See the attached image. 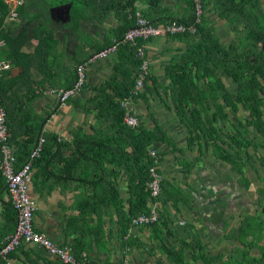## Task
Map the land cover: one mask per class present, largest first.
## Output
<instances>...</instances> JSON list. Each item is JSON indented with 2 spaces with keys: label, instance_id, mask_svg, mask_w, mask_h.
Wrapping results in <instances>:
<instances>
[{
  "label": "crops",
  "instance_id": "crops-1",
  "mask_svg": "<svg viewBox=\"0 0 264 264\" xmlns=\"http://www.w3.org/2000/svg\"><path fill=\"white\" fill-rule=\"evenodd\" d=\"M6 2L8 4L9 0ZM215 2L206 9V25L220 42H237L243 24L232 25L221 15L225 8ZM229 4L234 6L231 1ZM136 6L142 12L148 9L143 2ZM18 8L17 17L6 20L2 27L11 40L9 44L5 39L0 40V59L11 63V69L6 72H10V81L19 79L17 99L23 102L22 112L13 114L15 120L11 128L21 136L35 128L36 135L47 139L45 147L48 149L41 163L34 167L30 183V196L36 203L33 220L36 231L58 245L69 246L73 252L81 249L77 258L84 259L87 264H264L263 137L260 141L250 139L253 144L242 149L225 142L227 132L232 131V117L231 124L219 122L218 151L214 147L215 141L208 142L206 135L192 136L190 120L181 116L175 107L171 80L167 76V67L182 60L187 41L166 36L147 43L150 78L140 96L133 100L134 114L148 129H157L161 136L167 137L153 148L160 156L158 170L167 186L162 188L161 196L156 200L161 205L160 220L155 225L127 229L123 221L124 214L131 210L132 181L125 172L108 170L107 181L103 182L105 187H101L99 181L103 180L96 177L94 171L93 157L97 154L92 150L98 142L95 137H104L110 127L109 115L101 108L104 93L98 88L112 77L119 57L117 53L100 60L90 59L110 45L102 49L98 46L119 40L114 33L121 20L115 13L89 12V19L82 25V36L80 28L74 30L69 26L71 20L57 19L56 11H53L49 22L45 20L43 27L33 31L39 26L38 20L30 22L27 17L23 21ZM162 8L167 11L164 14L167 17L188 19L190 15L182 0H163L158 14ZM59 11L64 12V9ZM29 13L36 14L33 10ZM99 17L102 19H97ZM45 29L53 30L54 40L58 41L56 49L47 46L46 51V46L40 43L46 36ZM13 51L19 53L14 60L9 58ZM48 54H51L48 60L52 61L53 57L55 60L51 71H47L49 66L44 63ZM80 64L87 65L83 89L69 103L58 105V99L48 94L49 89L71 85L74 82L71 74ZM76 74L78 80V72ZM222 79L228 94L237 99L238 91L232 80ZM25 98L34 100L29 104L23 101ZM210 105L208 115L216 111V105L213 102ZM247 113H241V119ZM187 114L191 117L189 112ZM34 122L40 127L33 125ZM253 128L246 131L250 138ZM193 138H196L194 143ZM85 145L86 151L79 159L80 147ZM222 149L230 151V162L222 159ZM12 151L13 155L14 152L21 153L14 145ZM251 154L257 167L248 162L242 174L234 165L236 161L244 162ZM222 173H226L224 178ZM4 178L0 168L1 237L13 233L17 224L16 216L10 217V199ZM238 181L245 190L240 189ZM260 182L263 185L259 186ZM254 183L257 186L254 187ZM219 187L228 191V196L213 199L215 195L211 190L216 191ZM113 192H117L122 200L121 207L112 203ZM230 199L234 203L230 219L220 221V205L224 206ZM9 259L10 264H63L41 246L26 243H22ZM0 264L7 262L2 259Z\"/></svg>",
  "mask_w": 264,
  "mask_h": 264
},
{
  "label": "trees",
  "instance_id": "trees-1",
  "mask_svg": "<svg viewBox=\"0 0 264 264\" xmlns=\"http://www.w3.org/2000/svg\"><path fill=\"white\" fill-rule=\"evenodd\" d=\"M182 1L190 10V15L187 16L188 19H175L174 17L164 16L167 13L165 8H162L160 14H158L163 0H80V3L79 0H73V11H71L69 26L77 30L80 27V22L77 25L76 19L87 22L89 19L87 14L89 12L115 13L120 18L121 25L115 29L114 36L117 39H121L128 29L136 26L135 15L137 11H140L142 16L156 27H162L174 22L186 26L195 25V32L187 31L167 35V37L175 39L182 38L188 43V47L181 55L182 60L176 61L167 67V74L171 78L170 89L173 94L175 107L181 116L190 120L192 136L196 134L199 137L200 134H204L208 142L215 141L217 148L220 145L218 143L220 141L219 122L230 123L229 120L232 117V124L230 123L232 131L227 132L225 142L232 143L239 149L247 148L253 143L248 136L247 138L245 137V129L254 127V132L258 134L254 139L257 141L261 140L260 134L264 132L262 110L264 107V0H216L215 3H219L225 8V11L221 12L222 16H226L234 26H241L242 24L244 26L242 31L238 27L240 31L238 32L237 42L228 44L220 42L213 30L206 25V9L214 0H200L202 9V14L200 15L197 14L195 0ZM229 1L233 2L234 6L230 5ZM138 2L148 5V9L143 12L137 9L136 4ZM68 4H71V2L66 0H25L24 4L18 8V13L23 21L27 17L30 22L38 20L39 26L33 28V31H37L39 27H43L42 24L45 20L49 22L50 12L58 11ZM30 10L35 11L36 14L30 15ZM0 11L2 12L0 40L5 39L7 44H9L11 38L8 32L2 28L5 19L9 17L11 11L6 0H0ZM157 15H159L158 19ZM167 18H169L168 21L166 20ZM200 18L201 22H198ZM97 19L101 20L102 18L99 17ZM45 32L46 36L40 43L46 46V51L47 46L56 49L58 41L54 40L53 30L45 29ZM149 41L139 40V46L147 44ZM111 44L112 42H108L106 45L98 46L97 48L102 49ZM17 53L18 51H13L9 58L14 60ZM50 55L46 56V61L44 62L46 66H49L47 71H51L55 63L54 57L52 61L48 60L47 57ZM117 55L119 61L114 66L112 77L106 85L98 88L100 93H104L101 108L109 115L110 127L104 137H95L98 142L97 146L92 148V150L97 154L93 157L95 161L94 171L96 177L103 180L99 181L101 187H105L103 182L107 181L108 170L112 173L125 172L132 181L131 210L129 214H124L125 218L123 221L126 228L129 229L132 225V219L141 214H148L151 210L150 203L156 200L151 196V192L148 189V182L151 178L149 170L153 165V159L149 155V151L159 141H166L167 137L161 136L157 129H148L140 118L138 119L139 125L135 128L126 124L125 109L121 102L129 98H132L133 101L140 96L141 91L137 95L133 91L136 87L139 67L143 60L137 57V48L130 44L121 46ZM27 70L28 68H25V71ZM76 72L77 69L71 74V79L74 82L77 80ZM9 76L10 72H6L0 79V92L2 104L7 111L8 121L10 120L8 126L11 133V148L14 145V147L18 146L21 150V153L14 152L16 159L15 168L19 170L29 160L30 152L38 145L41 137L34 133L35 128H31L22 136L11 128L15 120L14 115L23 110V102L17 99L18 91L16 85L19 83V79L13 78L10 81ZM224 77L230 78L232 84L236 86V91H238L237 99L228 94L222 79ZM149 78L150 76L148 75L144 86ZM74 82L67 88L72 87ZM52 86L55 85L52 84ZM36 92L35 90L34 93L36 94ZM39 92L43 94V91ZM78 94L73 96L68 103L75 99ZM221 98L223 100H220ZM33 100V98L23 99L29 104ZM210 102L216 105V111L208 115V111L211 108ZM242 109L249 111L250 117H244L241 121L240 111ZM188 112L191 117L188 116ZM233 118H236V121H233ZM37 123L34 122L33 125L39 128L40 126ZM44 138L46 142L47 139L46 137ZM92 138L89 137L88 139ZM52 139L58 138L52 137ZM83 139L86 141L85 137ZM194 139L196 138L192 139L193 143ZM86 146L80 147L79 159L82 158L86 151ZM47 149L44 144L41 156L32 164V171L44 159ZM23 150L26 151L23 152ZM222 150V159L230 162L232 159L230 151ZM1 155L2 150L0 147V157ZM83 172L85 171L83 170ZM158 172L160 173V171ZM108 184L112 188L111 183ZM161 186L162 188L167 186V182L163 179L161 180ZM113 193L114 195H111L113 198L112 203L121 207L123 204L122 200L117 192ZM8 209L10 217L13 215L17 219V213L11 201H9ZM153 224L155 225L156 223ZM74 252L76 257L78 256L79 258L82 250L77 249Z\"/></svg>",
  "mask_w": 264,
  "mask_h": 264
},
{
  "label": "built area",
  "instance_id": "built-area-1",
  "mask_svg": "<svg viewBox=\"0 0 264 264\" xmlns=\"http://www.w3.org/2000/svg\"><path fill=\"white\" fill-rule=\"evenodd\" d=\"M197 7V14H202L200 0H195ZM9 3L13 6L9 17L6 20H13L17 17L16 9L23 5L24 0H9ZM8 3V4H9ZM9 4V5H10ZM10 5V6H11ZM136 26L128 29L123 37L115 41L112 45L106 49L96 53L90 61L100 60L111 55L117 54L121 46L131 45L137 48V57L142 59V64L139 67L137 74L136 87L133 93L138 94L144 87L148 75L150 74V63L146 59L147 44L139 46V40L149 41L157 37H165L169 34L184 33L187 31L195 32V25L186 26L174 22L168 23L162 27H156L152 25L146 18L142 16L140 11L136 12ZM2 19V12L0 11V20ZM201 22V18L198 19ZM86 64H80L78 66V80L72 87L63 88L55 87L50 88L48 94L58 99L60 105H65L68 101L78 94L85 85V70ZM11 69V63L6 60H0V79L6 71ZM125 109V122L128 126L135 128L139 125V120L134 114V105L132 98L124 99L121 102ZM11 133L8 126L7 111L2 104L1 92H0V144L2 155L0 157V168L3 176L6 179L9 199L12 202V206L17 213L16 228L15 231L9 235L0 236V260H5L7 264H10V255L17 250L22 244L39 245L48 251L50 254L57 256L63 264H87L84 259H78L72 249L66 245H58L45 234L36 231L34 227V215L36 211V203L30 196V182L32 175V164L36 159L41 156L43 145L45 144V138H41L38 145L31 152L29 160L19 170L15 168L16 159L13 155V151L10 144ZM149 155L153 159V165L149 172L151 181L148 182V189L151 192V196L158 200L162 193L161 180L162 177L159 170L160 156L156 150L150 149ZM150 203V212L148 214H141L132 219L133 227H141L145 225H152L160 220V203Z\"/></svg>",
  "mask_w": 264,
  "mask_h": 264
},
{
  "label": "rangeland",
  "instance_id": "rangeland-1",
  "mask_svg": "<svg viewBox=\"0 0 264 264\" xmlns=\"http://www.w3.org/2000/svg\"><path fill=\"white\" fill-rule=\"evenodd\" d=\"M61 1V0H60ZM66 1H69V2H71V5H70V7H69V9L67 10V7H65L66 8V10L67 11H65L66 12V16H65V19L67 20V19H69V20H71V11H73L72 10V4H73V0H66ZM79 3H80V0H79ZM79 6H81V5H79ZM79 22H80V27H78V29H79V32L81 33V35L83 36L84 35V31H82L84 28H82V25L83 24H85L86 22H83V21H79L78 20V18L76 19V23H77V25L79 24ZM74 23V22H73ZM231 42H233V41H231ZM167 76L169 77V75L167 74ZM170 78V77H169ZM170 80H171V78H170ZM241 113H247V112H245V111H243V110H241ZM256 134V133H255ZM257 135V134H256ZM245 137L247 138V134L245 135ZM255 138V136H251V138H249V139H254ZM218 143L220 144V142L218 141ZM215 147V150L217 149V151H218V148L216 147V146H214ZM225 150V149H224ZM257 153H258V155H261V153L260 152H258L257 151ZM240 155V153H238V156ZM240 157V156H239ZM233 159H235V158H233ZM251 163L254 167H257V164H256V162H255V158H254V156H253V154H251V156H248L247 157V159L245 158V161L244 162H242V161H236V165H234V167L236 168V167H239V169H240V171L239 172H242V174L243 173H245V166L247 165V163ZM226 175V173H222V176H223V178H224V176ZM225 180V182L226 183H230V182H228V181H226V179H224ZM239 181H240V179H239ZM238 181V182H239ZM225 184V183H224ZM239 184V187H240V189H242V190H245L244 189V185H242L240 182L238 183ZM241 185V186H240ZM261 185H263V182H260V184H259V186H261ZM255 186H257L256 185V183H254V187ZM214 191V192H213ZM211 192L213 193V195H215V196H213V199H218V198H225V197H227L228 196V194H227V192H226V190H223L222 191V189H221V187H219L216 191L215 190H211ZM239 200H237L236 202H238ZM223 203H225V202H223ZM221 204V203H220ZM233 200H229L228 202H226L225 204H224V206L223 205H220L221 207H222V209L220 210L221 212L219 213V220L220 221H223L224 220V218H226V219H230V216H231V209H232V207H233ZM212 206V205H211ZM210 206V207H211ZM159 207L161 208V205H159ZM216 207H218L217 205H216ZM212 208L214 209V207L212 206ZM222 223V222H221Z\"/></svg>",
  "mask_w": 264,
  "mask_h": 264
},
{
  "label": "flooded vegetation",
  "instance_id": "flooded-vegetation-1",
  "mask_svg": "<svg viewBox=\"0 0 264 264\" xmlns=\"http://www.w3.org/2000/svg\"><path fill=\"white\" fill-rule=\"evenodd\" d=\"M65 11H66V8L64 9V12L59 11V10L56 11V12H55V13H56V14H55V18L64 21V20H65V16H66V15H65V14H66ZM242 110H243V109H242ZM262 110H264V107H263ZM243 111L248 112V113H247V116H246L245 118H249V117H250V112L247 111V110H243ZM240 114H241V111H240ZM240 119H241V115H240ZM244 120H245V119H244ZM241 121H242V119H241ZM246 131H248V129H247V130L245 129V133H246ZM263 131H264V129H263ZM255 133L257 134V132H253V131H252V135L256 137L258 134L256 135ZM247 136H248V135H247ZM260 136H261V138L263 137V139H264V132L261 133ZM249 138H250V137H249Z\"/></svg>",
  "mask_w": 264,
  "mask_h": 264
},
{
  "label": "water",
  "instance_id": "water-1",
  "mask_svg": "<svg viewBox=\"0 0 264 264\" xmlns=\"http://www.w3.org/2000/svg\"><path fill=\"white\" fill-rule=\"evenodd\" d=\"M70 5H71V4H68V5L63 6V7H62V10L65 9V7H67V10H68L69 7H70ZM60 9H61V8H60ZM67 10H66V11H67Z\"/></svg>",
  "mask_w": 264,
  "mask_h": 264
}]
</instances>
